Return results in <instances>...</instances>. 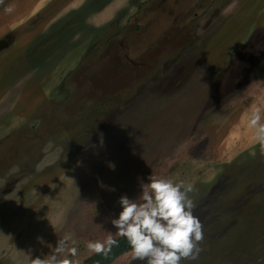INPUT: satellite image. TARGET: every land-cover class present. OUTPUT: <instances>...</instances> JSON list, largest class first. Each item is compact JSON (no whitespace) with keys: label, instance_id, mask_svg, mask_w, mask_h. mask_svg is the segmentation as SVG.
Returning <instances> with one entry per match:
<instances>
[{"label":"rangeland","instance_id":"1","mask_svg":"<svg viewBox=\"0 0 264 264\" xmlns=\"http://www.w3.org/2000/svg\"><path fill=\"white\" fill-rule=\"evenodd\" d=\"M7 35L0 264L65 237L80 264L120 237L118 199L149 176L193 187L203 239L181 264H264V143L247 122H264V0H0Z\"/></svg>","mask_w":264,"mask_h":264},{"label":"clouds","instance_id":"2","mask_svg":"<svg viewBox=\"0 0 264 264\" xmlns=\"http://www.w3.org/2000/svg\"><path fill=\"white\" fill-rule=\"evenodd\" d=\"M5 11L11 12V7ZM248 124L254 130L257 141L264 143V122L259 108L251 111ZM140 194L135 199L122 195L118 199L121 208L111 220L116 233L124 237L134 259L145 264H181L183 259H196L203 239L200 220L193 215V201L188 193L191 184L173 181L165 177H148V183H140ZM68 237L57 241L52 254L30 259L31 264H76L69 258L77 254L76 247L68 246ZM116 241L109 233L101 241H90L87 247L94 253H106ZM68 252L67 256L59 254ZM29 257V256H28Z\"/></svg>","mask_w":264,"mask_h":264},{"label":"trees","instance_id":"3","mask_svg":"<svg viewBox=\"0 0 264 264\" xmlns=\"http://www.w3.org/2000/svg\"><path fill=\"white\" fill-rule=\"evenodd\" d=\"M114 240L116 243L106 253H94L80 264H111L119 256L131 251L124 237L120 236Z\"/></svg>","mask_w":264,"mask_h":264},{"label":"flooded vegetation","instance_id":"4","mask_svg":"<svg viewBox=\"0 0 264 264\" xmlns=\"http://www.w3.org/2000/svg\"><path fill=\"white\" fill-rule=\"evenodd\" d=\"M7 36H9V40L8 39H6V41H7V47L6 48H4V49H2V50H6V49H8L9 47H10V45L12 44V42H13V40H14V38H12V36H10V35H7ZM2 50H0V51H2Z\"/></svg>","mask_w":264,"mask_h":264},{"label":"water","instance_id":"5","mask_svg":"<svg viewBox=\"0 0 264 264\" xmlns=\"http://www.w3.org/2000/svg\"><path fill=\"white\" fill-rule=\"evenodd\" d=\"M8 38H9V36H6V37H5V39H8ZM5 39H4V40H5ZM4 40L0 42V43H1V45H0V50H2V49H4V48L7 47V44H6L7 41H6V40L4 41ZM8 40H9V39H8ZM2 42H3V43H2Z\"/></svg>","mask_w":264,"mask_h":264}]
</instances>
